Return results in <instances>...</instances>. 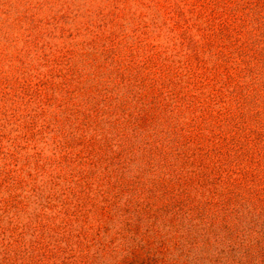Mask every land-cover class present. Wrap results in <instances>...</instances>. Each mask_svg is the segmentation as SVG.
I'll list each match as a JSON object with an SVG mask.
<instances>
[{
	"label": "rangeland",
	"instance_id": "374dc122",
	"mask_svg": "<svg viewBox=\"0 0 264 264\" xmlns=\"http://www.w3.org/2000/svg\"><path fill=\"white\" fill-rule=\"evenodd\" d=\"M0 264H264V0H0Z\"/></svg>",
	"mask_w": 264,
	"mask_h": 264
}]
</instances>
